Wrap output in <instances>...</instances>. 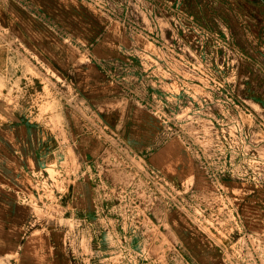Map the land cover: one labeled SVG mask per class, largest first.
<instances>
[{
    "label": "rangeland",
    "instance_id": "374dc122",
    "mask_svg": "<svg viewBox=\"0 0 264 264\" xmlns=\"http://www.w3.org/2000/svg\"><path fill=\"white\" fill-rule=\"evenodd\" d=\"M10 1L34 42L0 26V112L62 140V198L19 195L33 234L64 227L73 264H264V0Z\"/></svg>",
    "mask_w": 264,
    "mask_h": 264
},
{
    "label": "crops",
    "instance_id": "0c3cea01",
    "mask_svg": "<svg viewBox=\"0 0 264 264\" xmlns=\"http://www.w3.org/2000/svg\"><path fill=\"white\" fill-rule=\"evenodd\" d=\"M26 19L31 17L28 14L22 15L14 2L0 0V26L9 29L14 36L22 34L21 28L25 26L33 41L31 26ZM3 65L2 55L0 67ZM36 111L25 106L10 112H0L6 118V122L0 124V257L13 255L9 264H73L67 248L66 229L50 222V231L47 234L35 236L31 230L37 224L32 223L31 207L18 201L21 192L30 189L35 198L36 177L48 171L46 165L56 159L62 147L58 129L48 124L47 117L41 122L32 118ZM78 141L86 149L85 152L88 150L95 153L99 147V142L88 136H82ZM252 194L256 196L258 192ZM88 195L86 186H77L71 189L65 200L69 201L68 204L74 211H83L86 205L82 204ZM54 197L58 198L53 200L55 205L62 196ZM48 203H43V207ZM45 226L47 225L44 222H40L36 227L42 230ZM26 227L27 232L30 230L28 233L23 232ZM189 257L193 263L201 262L194 256Z\"/></svg>",
    "mask_w": 264,
    "mask_h": 264
},
{
    "label": "built area",
    "instance_id": "2783aa9c",
    "mask_svg": "<svg viewBox=\"0 0 264 264\" xmlns=\"http://www.w3.org/2000/svg\"><path fill=\"white\" fill-rule=\"evenodd\" d=\"M55 183L53 184L52 179L49 177V174L47 172H43L38 174V176L36 177V183L35 186L37 189H39V193L41 194L40 196H42V200L43 203L45 202H49V199L47 198V196L51 195V196H56L57 194L55 193L58 189L55 188ZM36 194H38V192H36ZM36 198V196H35ZM24 202L27 201V198L24 197Z\"/></svg>",
    "mask_w": 264,
    "mask_h": 264
}]
</instances>
